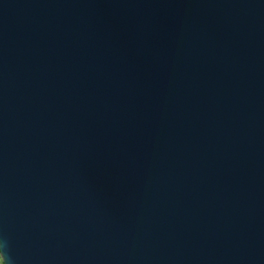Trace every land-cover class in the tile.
Here are the masks:
<instances>
[{
	"label": "water",
	"instance_id": "1",
	"mask_svg": "<svg viewBox=\"0 0 264 264\" xmlns=\"http://www.w3.org/2000/svg\"><path fill=\"white\" fill-rule=\"evenodd\" d=\"M2 264H264V0H0Z\"/></svg>",
	"mask_w": 264,
	"mask_h": 264
},
{
	"label": "snow or ice",
	"instance_id": "2",
	"mask_svg": "<svg viewBox=\"0 0 264 264\" xmlns=\"http://www.w3.org/2000/svg\"><path fill=\"white\" fill-rule=\"evenodd\" d=\"M0 264H2V261H0Z\"/></svg>",
	"mask_w": 264,
	"mask_h": 264
},
{
	"label": "rangeland",
	"instance_id": "3",
	"mask_svg": "<svg viewBox=\"0 0 264 264\" xmlns=\"http://www.w3.org/2000/svg\"><path fill=\"white\" fill-rule=\"evenodd\" d=\"M0 261H1V259H0Z\"/></svg>",
	"mask_w": 264,
	"mask_h": 264
}]
</instances>
